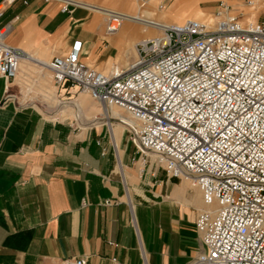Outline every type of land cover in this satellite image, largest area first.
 Instances as JSON below:
<instances>
[{
  "label": "crops",
  "instance_id": "obj_1",
  "mask_svg": "<svg viewBox=\"0 0 264 264\" xmlns=\"http://www.w3.org/2000/svg\"><path fill=\"white\" fill-rule=\"evenodd\" d=\"M28 1L0 18L5 42L35 59L21 62L14 79L0 77V264H191L205 250L196 229L201 192L150 160L142 172L117 121L124 112L104 118L88 94L56 84L37 61L82 40L85 63L123 71L137 44L160 34L144 22L183 24L178 12L194 0H172L166 13L163 0H70L68 13L62 1ZM110 13L124 16L113 35Z\"/></svg>",
  "mask_w": 264,
  "mask_h": 264
},
{
  "label": "built area",
  "instance_id": "obj_2",
  "mask_svg": "<svg viewBox=\"0 0 264 264\" xmlns=\"http://www.w3.org/2000/svg\"><path fill=\"white\" fill-rule=\"evenodd\" d=\"M62 1V11L76 3ZM16 2L1 0L0 18ZM117 23V26L115 24ZM113 16L107 34L120 29ZM0 31V77L14 79L24 49ZM125 70L105 75L82 60L83 41L48 63L53 81L88 94L107 117L121 118L139 153L141 171L154 160L168 176L188 180L203 198L196 229L205 248L191 264H264V16L244 23L220 2L212 22L188 19L136 46ZM62 264H87L71 259Z\"/></svg>",
  "mask_w": 264,
  "mask_h": 264
},
{
  "label": "rangeland",
  "instance_id": "obj_3",
  "mask_svg": "<svg viewBox=\"0 0 264 264\" xmlns=\"http://www.w3.org/2000/svg\"><path fill=\"white\" fill-rule=\"evenodd\" d=\"M143 1H147V0H141V2ZM220 2L228 3L231 6L233 12L244 23L261 21L262 17L264 16V0H194V2L191 5L184 7V9L179 11L178 14L179 15L185 14L186 20H188V19H194L193 15L195 13H202L204 14L202 20H212L214 12L216 11V8L220 4ZM171 3L172 0H163L158 4L159 11L166 13V10L171 5ZM255 8H258L257 9L258 13L256 16L253 15ZM170 19L171 20L167 22L168 24L166 25H174L171 23L175 22L176 18L171 17ZM186 20L182 21V23H184ZM126 68L127 67H124L122 69L125 70ZM124 115L126 114L124 113ZM120 116L122 115L120 114ZM152 163L155 165L154 160H152ZM159 169L162 168L159 167Z\"/></svg>",
  "mask_w": 264,
  "mask_h": 264
},
{
  "label": "bare ground",
  "instance_id": "obj_4",
  "mask_svg": "<svg viewBox=\"0 0 264 264\" xmlns=\"http://www.w3.org/2000/svg\"><path fill=\"white\" fill-rule=\"evenodd\" d=\"M228 4V3H227ZM229 5V4H228ZM259 8V7H258ZM258 8H255V10H254V12H253V15L254 16H256L257 15V13H258ZM153 14V13H152ZM113 16L115 17V18H117V20L118 21H120L121 22V26H122V23H123V20H124V16L123 15H121V14H119V13H110L109 14V17H108V22L110 21V19L111 18H113ZM195 17H197V18H194V19H198V17H201V14L198 16V15H196ZM167 18V17H166ZM168 19V18H167ZM207 21H210V22H212V20H207ZM248 23H252V22H248ZM144 25L146 26V28H153L154 30H158V31H160V34L158 35V36H155V37H150V38H147V39H144V40H152V39H154V38H156V37H159V36H161L162 35V33L164 32V26H168V25H160L159 23H157V21L155 22V21H147V22H144ZM115 26H117V23L115 24ZM121 26H120V28H121ZM120 30V29H119ZM143 41V40H142ZM141 41V42H142ZM46 63H48V62H46ZM41 66V65H40ZM42 67V66H41ZM43 69H45V70H47L46 68H44V67H42ZM115 72H118V73H120L121 71H119V70H116V71H114L112 74H115ZM102 73H104V72H102ZM105 75H112V74H106V73H104ZM99 104V103H98ZM100 105V104H99ZM100 108H101V111H102V115L104 116V118H107V113L104 111V109L101 107V105H100ZM115 109V108H114ZM116 110H119V109H116ZM121 111V110H120ZM123 112V111H122ZM125 113V112H124ZM126 114V113H125ZM122 115V114H121ZM122 116H125L124 118L125 119H127L129 122V124H131V125H134V122L132 121V119L126 114V115H122ZM118 117L119 118H121L120 117V115H118ZM122 119V118H121ZM125 121V120H124ZM127 122V121H126ZM108 124H109V126H110V129H111V134L113 133V124L112 123H109L108 122ZM112 137V136H111ZM112 140H113V138H112ZM114 144V143H113ZM115 145V144H114ZM116 146V145H115ZM186 181H188V180H186ZM188 182H190V181H188ZM192 185V184H191Z\"/></svg>",
  "mask_w": 264,
  "mask_h": 264
}]
</instances>
